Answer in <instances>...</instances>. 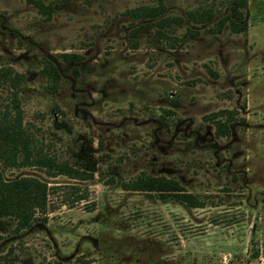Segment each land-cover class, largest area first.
Returning a JSON list of instances; mask_svg holds the SVG:
<instances>
[{"label":"rangeland","instance_id":"obj_1","mask_svg":"<svg viewBox=\"0 0 264 264\" xmlns=\"http://www.w3.org/2000/svg\"><path fill=\"white\" fill-rule=\"evenodd\" d=\"M155 3L0 0V119L18 109L90 172L0 159L4 180L47 184L27 226L0 216V264H264V0H162L165 24L127 11ZM144 174L202 205L123 187Z\"/></svg>","mask_w":264,"mask_h":264},{"label":"trees","instance_id":"obj_2","mask_svg":"<svg viewBox=\"0 0 264 264\" xmlns=\"http://www.w3.org/2000/svg\"><path fill=\"white\" fill-rule=\"evenodd\" d=\"M237 6L243 5L245 0H233ZM37 3V2H36ZM39 4V3H37ZM41 10L47 11V7L39 4ZM162 0H156L155 4H141L128 9V13L135 17H155L158 24L169 23L170 16L161 15L163 12ZM236 17H240L238 10L234 9ZM207 12H201L205 16ZM234 30L243 29L244 24H238L230 20ZM63 59L73 61L78 57L74 52H62ZM44 73L52 81L58 77L57 69L45 66ZM1 75L5 72L0 69ZM17 78L15 72L10 79ZM17 106V104H16ZM220 126V124H219ZM218 127V124H217ZM0 159L7 165H34L49 175L64 174L69 177L87 178L90 172L73 166L65 159H59L54 154L44 149L42 144L34 138L28 129L20 122L19 111L16 109L12 115H4L0 119ZM126 189H152L159 191L161 195L173 196L190 206H201L196 194L186 191L181 184L172 177L163 175L144 174L125 182ZM47 202V184L34 176H20L11 180H4L0 172V216L10 215L16 221L17 227L27 226L35 217V213H44ZM8 260L7 254L2 255ZM7 264H11L9 260Z\"/></svg>","mask_w":264,"mask_h":264}]
</instances>
